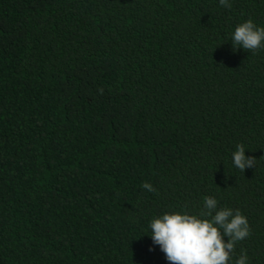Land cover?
<instances>
[{
	"label": "trees",
	"instance_id": "trees-1",
	"mask_svg": "<svg viewBox=\"0 0 264 264\" xmlns=\"http://www.w3.org/2000/svg\"><path fill=\"white\" fill-rule=\"evenodd\" d=\"M230 3L0 0V264H169L151 219L205 196L264 264V0Z\"/></svg>",
	"mask_w": 264,
	"mask_h": 264
},
{
	"label": "clouds",
	"instance_id": "clouds-1",
	"mask_svg": "<svg viewBox=\"0 0 264 264\" xmlns=\"http://www.w3.org/2000/svg\"><path fill=\"white\" fill-rule=\"evenodd\" d=\"M221 6L231 8L230 0H219ZM233 50L243 48L256 54L264 48V27L248 19L235 26L231 37ZM101 93L103 89H100ZM233 164L241 172L254 168L256 158L245 156L243 144L232 153ZM141 187L148 192L156 189L148 182ZM151 239L160 247L169 264H248L245 250L233 261L235 245L250 234V226L240 210L218 208L215 197L203 198V209L198 214L187 211L165 212L154 216L149 224ZM227 237V242H225Z\"/></svg>",
	"mask_w": 264,
	"mask_h": 264
}]
</instances>
